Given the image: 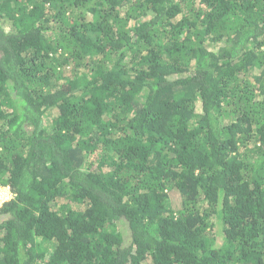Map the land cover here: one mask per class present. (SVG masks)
Returning a JSON list of instances; mask_svg holds the SVG:
<instances>
[{
	"label": "trees",
	"instance_id": "trees-1",
	"mask_svg": "<svg viewBox=\"0 0 264 264\" xmlns=\"http://www.w3.org/2000/svg\"><path fill=\"white\" fill-rule=\"evenodd\" d=\"M0 264H264V0H0Z\"/></svg>",
	"mask_w": 264,
	"mask_h": 264
},
{
	"label": "clouds",
	"instance_id": "clouds-1",
	"mask_svg": "<svg viewBox=\"0 0 264 264\" xmlns=\"http://www.w3.org/2000/svg\"><path fill=\"white\" fill-rule=\"evenodd\" d=\"M2 188H5L6 189V191L7 192H9V196L8 197H4V196H2L3 197V201H2V203L0 204V207L2 206V204L4 203V202H6V201H8V200H10L11 199V197H12V194L10 193V190H9V188H7V187H2Z\"/></svg>",
	"mask_w": 264,
	"mask_h": 264
},
{
	"label": "rangeland",
	"instance_id": "rangeland-1",
	"mask_svg": "<svg viewBox=\"0 0 264 264\" xmlns=\"http://www.w3.org/2000/svg\"><path fill=\"white\" fill-rule=\"evenodd\" d=\"M0 192H1V195L4 196V197H8L9 195V192H7L6 190H4L2 187H0Z\"/></svg>",
	"mask_w": 264,
	"mask_h": 264
},
{
	"label": "built area",
	"instance_id": "built-area-1",
	"mask_svg": "<svg viewBox=\"0 0 264 264\" xmlns=\"http://www.w3.org/2000/svg\"><path fill=\"white\" fill-rule=\"evenodd\" d=\"M3 189L6 190L5 188H3ZM2 201H3V197H2L1 192H0V204L2 203Z\"/></svg>",
	"mask_w": 264,
	"mask_h": 264
}]
</instances>
